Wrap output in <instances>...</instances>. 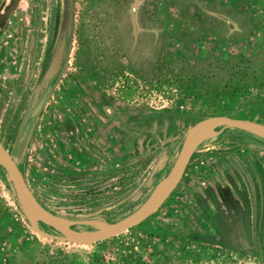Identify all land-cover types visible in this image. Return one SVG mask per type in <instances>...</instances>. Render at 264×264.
Here are the masks:
<instances>
[{
	"label": "rangeland",
	"instance_id": "1",
	"mask_svg": "<svg viewBox=\"0 0 264 264\" xmlns=\"http://www.w3.org/2000/svg\"><path fill=\"white\" fill-rule=\"evenodd\" d=\"M72 18L20 140L59 70L67 0H0V143L70 231L139 208L200 119L264 124V0H73ZM0 264H264V140L213 128L158 210L92 244L35 233L0 159Z\"/></svg>",
	"mask_w": 264,
	"mask_h": 264
},
{
	"label": "water",
	"instance_id": "2",
	"mask_svg": "<svg viewBox=\"0 0 264 264\" xmlns=\"http://www.w3.org/2000/svg\"><path fill=\"white\" fill-rule=\"evenodd\" d=\"M72 10L73 0H68V24H70L72 20ZM70 32L71 28L68 27L67 36L70 34ZM54 79L55 78H53L50 82V87ZM50 87L47 88L45 94L42 96L38 104L28 113L29 121L27 125H29L30 120H32L41 109L49 93ZM216 127L238 129L264 140V124L260 122L243 118H234L227 115H211L200 119L191 128H189L170 171L161 181L152 195L130 215L115 223L106 224L100 230L91 233L70 231L66 224L49 216V214L43 210L33 198L32 193L28 188L13 157L1 143L0 159L3 162L4 168L13 185L24 216L26 217L31 229L35 233L43 238L51 240L77 244H92L121 234L129 228L138 225L148 216L158 210V208L166 201L171 192L179 183L188 165V162L200 141L208 134V132ZM23 134H25V129L23 130ZM37 219L54 228L58 233H60V235L50 234L41 230L36 223Z\"/></svg>",
	"mask_w": 264,
	"mask_h": 264
},
{
	"label": "flooded vegetation",
	"instance_id": "3",
	"mask_svg": "<svg viewBox=\"0 0 264 264\" xmlns=\"http://www.w3.org/2000/svg\"><path fill=\"white\" fill-rule=\"evenodd\" d=\"M67 9H68V0H67ZM72 11H73V10H72ZM72 19H73V18H72ZM68 27L71 28V32H70V34L67 36V28H68ZM71 33H72V20H71V23H70V24H68V23H67V20H66V36H65L64 53H63V56H62V59H61V63L59 64V70L57 71V73H56V74L51 78V80H50V82H51L52 79L55 78L54 81H53V83L51 84V87H50V85L47 86V88L50 87L49 93H50V91H51V88H52L53 84L55 83L56 79L58 78L59 73L61 72V69H62L63 66H64V62H65V59H66V54H67V52H68V46H69V43H70V40H71ZM50 82H49V84H50ZM47 88L45 89L44 94H45ZM49 93H48V94H49ZM44 94H43V95H44ZM43 95H42V96H43ZM47 96H48V95H47ZM41 98H42V97H41ZM28 116H29V115H28ZM28 116L26 117V119H25V121H24V123H23L22 129H21V131H20V135H19V139H20V140L25 136L27 130L29 129V127H30V125H31L32 120H30L29 125H27V123H28V121H29ZM26 125H27V127H26ZM25 127H26V128H25ZM24 129H25V134H23V130H24ZM237 130H238V129H237Z\"/></svg>",
	"mask_w": 264,
	"mask_h": 264
},
{
	"label": "trees",
	"instance_id": "4",
	"mask_svg": "<svg viewBox=\"0 0 264 264\" xmlns=\"http://www.w3.org/2000/svg\"><path fill=\"white\" fill-rule=\"evenodd\" d=\"M202 76H204V75H202ZM207 79V78H206ZM192 83H194V82H192ZM193 90V88H191V91ZM226 91V90H225ZM225 91H224V93H223V95L225 94ZM206 92H210V94L209 95H207V93ZM218 92V90L217 89H214L213 87H210V91H200L199 89L198 90H196V91H194V94H193V97L195 98V99H203V100H206V99H208L211 95H215L216 93ZM205 93V94H204ZM214 114H218L219 115V113H214ZM213 114V115H214ZM221 115L223 114V115H227V116H229L228 114H224V113H220ZM230 117H234V116H230ZM236 131H239V132H243V133H245V134H249V133H246V132H244V131H241V130H237V129H235Z\"/></svg>",
	"mask_w": 264,
	"mask_h": 264
}]
</instances>
